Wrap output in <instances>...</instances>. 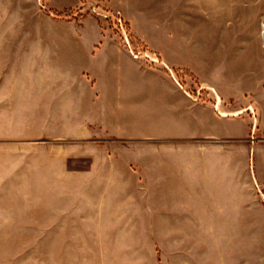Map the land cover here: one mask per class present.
Wrapping results in <instances>:
<instances>
[{"label": "rangeland", "instance_id": "rangeland-1", "mask_svg": "<svg viewBox=\"0 0 264 264\" xmlns=\"http://www.w3.org/2000/svg\"><path fill=\"white\" fill-rule=\"evenodd\" d=\"M0 264H264V0H0Z\"/></svg>", "mask_w": 264, "mask_h": 264}, {"label": "crops", "instance_id": "crops-1", "mask_svg": "<svg viewBox=\"0 0 264 264\" xmlns=\"http://www.w3.org/2000/svg\"><path fill=\"white\" fill-rule=\"evenodd\" d=\"M166 83L168 84V86L170 87V89L172 91H174L176 94H180L178 87L176 86V84L173 81L166 82Z\"/></svg>", "mask_w": 264, "mask_h": 264}, {"label": "bare ground", "instance_id": "bare-ground-1", "mask_svg": "<svg viewBox=\"0 0 264 264\" xmlns=\"http://www.w3.org/2000/svg\"><path fill=\"white\" fill-rule=\"evenodd\" d=\"M237 114H238V113H237ZM233 115H235V114H233ZM222 116H227V114L223 113Z\"/></svg>", "mask_w": 264, "mask_h": 264}]
</instances>
